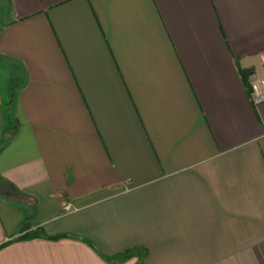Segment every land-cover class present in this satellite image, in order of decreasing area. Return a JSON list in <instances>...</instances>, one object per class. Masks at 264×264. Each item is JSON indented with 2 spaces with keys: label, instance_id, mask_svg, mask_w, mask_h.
Wrapping results in <instances>:
<instances>
[{
  "label": "crops",
  "instance_id": "1",
  "mask_svg": "<svg viewBox=\"0 0 264 264\" xmlns=\"http://www.w3.org/2000/svg\"><path fill=\"white\" fill-rule=\"evenodd\" d=\"M260 79L264 0H0V264H264Z\"/></svg>",
  "mask_w": 264,
  "mask_h": 264
},
{
  "label": "built area",
  "instance_id": "2",
  "mask_svg": "<svg viewBox=\"0 0 264 264\" xmlns=\"http://www.w3.org/2000/svg\"><path fill=\"white\" fill-rule=\"evenodd\" d=\"M251 88V98L255 104L264 101V79L252 82Z\"/></svg>",
  "mask_w": 264,
  "mask_h": 264
},
{
  "label": "trees",
  "instance_id": "3",
  "mask_svg": "<svg viewBox=\"0 0 264 264\" xmlns=\"http://www.w3.org/2000/svg\"><path fill=\"white\" fill-rule=\"evenodd\" d=\"M13 95L11 94V95H7V98L5 99V101L7 102V104H10L11 103V97H12Z\"/></svg>",
  "mask_w": 264,
  "mask_h": 264
},
{
  "label": "rangeland",
  "instance_id": "4",
  "mask_svg": "<svg viewBox=\"0 0 264 264\" xmlns=\"http://www.w3.org/2000/svg\"><path fill=\"white\" fill-rule=\"evenodd\" d=\"M3 79H4V80H2V81H1V83H2V86H4V84H6V80H5L6 78H5V77H3ZM3 83H4V84H3Z\"/></svg>",
  "mask_w": 264,
  "mask_h": 264
},
{
  "label": "water",
  "instance_id": "5",
  "mask_svg": "<svg viewBox=\"0 0 264 264\" xmlns=\"http://www.w3.org/2000/svg\"><path fill=\"white\" fill-rule=\"evenodd\" d=\"M13 190V189H12ZM12 193H15V191H11Z\"/></svg>",
  "mask_w": 264,
  "mask_h": 264
}]
</instances>
